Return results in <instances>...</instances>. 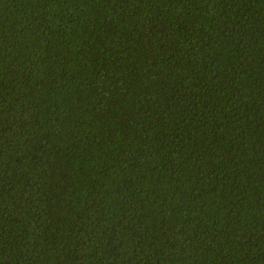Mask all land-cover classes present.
Here are the masks:
<instances>
[{
	"label": "trees",
	"instance_id": "obj_1",
	"mask_svg": "<svg viewBox=\"0 0 264 264\" xmlns=\"http://www.w3.org/2000/svg\"><path fill=\"white\" fill-rule=\"evenodd\" d=\"M0 264H264V0H0Z\"/></svg>",
	"mask_w": 264,
	"mask_h": 264
}]
</instances>
